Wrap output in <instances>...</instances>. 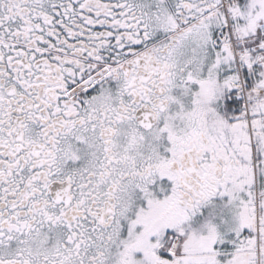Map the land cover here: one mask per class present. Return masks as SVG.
<instances>
[{
	"label": "snow or ice",
	"instance_id": "1",
	"mask_svg": "<svg viewBox=\"0 0 264 264\" xmlns=\"http://www.w3.org/2000/svg\"><path fill=\"white\" fill-rule=\"evenodd\" d=\"M0 264H264V0H0Z\"/></svg>",
	"mask_w": 264,
	"mask_h": 264
}]
</instances>
